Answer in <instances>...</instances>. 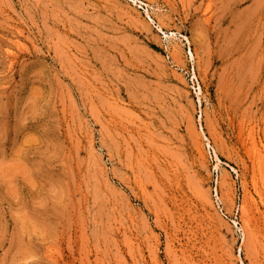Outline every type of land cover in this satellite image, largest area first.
<instances>
[{"label":"rangeland","instance_id":"374dc122","mask_svg":"<svg viewBox=\"0 0 264 264\" xmlns=\"http://www.w3.org/2000/svg\"><path fill=\"white\" fill-rule=\"evenodd\" d=\"M0 264H264V0H0Z\"/></svg>","mask_w":264,"mask_h":264},{"label":"bare ground","instance_id":"6f19581e","mask_svg":"<svg viewBox=\"0 0 264 264\" xmlns=\"http://www.w3.org/2000/svg\"><path fill=\"white\" fill-rule=\"evenodd\" d=\"M240 1V0H239ZM239 4V3H238ZM237 4V5H238ZM199 90L201 91V88L199 87ZM244 120H242V122H243ZM239 122H241L240 120H239ZM246 123V122H245ZM238 124H240V126H239V128H240V131H241V133L243 132V128H242V126H243V123H238ZM242 124V125H241ZM247 124V123H246ZM244 127V126H243ZM245 128H246V125H245ZM249 130V129H248ZM250 132V131H249ZM244 137H242L243 138V144L245 145V147L247 148V151H250V152H252L253 151V148H252V144H253V142L251 141V138H250V135H252V134H247L246 133V131L244 130ZM242 133V134H243ZM253 141H255L254 139H253ZM255 143V142H254ZM242 144V143H241ZM246 150V149H245ZM251 155V154H250ZM256 155V154H255ZM256 157V156H255ZM252 159V158H251ZM252 161V163H253V161H254V158L251 160ZM255 161L257 162H259V160H257V159H255ZM219 162V161H218ZM255 165V164H254ZM217 166H219V163L217 164ZM252 166V165H251ZM257 166H258V164H257ZM253 168V167H252ZM255 168H253V170H254ZM257 169V168H256ZM253 170H252V172H253ZM251 181H252V179H251ZM253 183H255V182H253ZM256 185V184H255Z\"/></svg>","mask_w":264,"mask_h":264}]
</instances>
